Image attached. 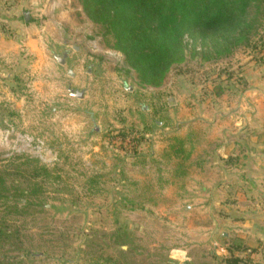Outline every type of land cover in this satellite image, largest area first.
I'll return each instance as SVG.
<instances>
[{"label":"rangeland","instance_id":"obj_1","mask_svg":"<svg viewBox=\"0 0 264 264\" xmlns=\"http://www.w3.org/2000/svg\"><path fill=\"white\" fill-rule=\"evenodd\" d=\"M263 10L249 44L188 33L150 82L81 0H0V264H264L236 258L219 190L264 73Z\"/></svg>","mask_w":264,"mask_h":264},{"label":"trees","instance_id":"obj_2","mask_svg":"<svg viewBox=\"0 0 264 264\" xmlns=\"http://www.w3.org/2000/svg\"><path fill=\"white\" fill-rule=\"evenodd\" d=\"M143 80L159 81L186 34L227 30L250 42L264 0H81ZM264 13V10H263ZM249 17H252V22ZM255 20V21H253ZM236 44V43H235ZM231 264H241L238 259Z\"/></svg>","mask_w":264,"mask_h":264},{"label":"crops","instance_id":"obj_3","mask_svg":"<svg viewBox=\"0 0 264 264\" xmlns=\"http://www.w3.org/2000/svg\"><path fill=\"white\" fill-rule=\"evenodd\" d=\"M257 73V86L252 90L237 126L241 133L235 134L234 143L227 158L226 183L219 187L228 190L229 205L235 207L230 221L234 222L236 244L233 252L236 258H243L251 250H258L264 256V73ZM260 77H257V76ZM241 113V112H239ZM239 131V132H240ZM233 151V152H232ZM231 156V157H230ZM246 206V207H245ZM245 207V208H241ZM240 208V211L238 210ZM245 209V210H244ZM245 211V213L243 212ZM245 220V221H243ZM239 228V230H238ZM244 249H247L246 251ZM227 254V251L222 250ZM245 251V252H244ZM257 252V251H256Z\"/></svg>","mask_w":264,"mask_h":264},{"label":"water","instance_id":"obj_4","mask_svg":"<svg viewBox=\"0 0 264 264\" xmlns=\"http://www.w3.org/2000/svg\"><path fill=\"white\" fill-rule=\"evenodd\" d=\"M25 18H26V20H29V14H26V15H25ZM68 57H69V53L67 52V53H65V54L63 55V58H57V59H58V61H59L61 64H65V63H66V60H67ZM70 74L73 75V72L70 71ZM71 93H72V95H74L75 97H81V98H82V97L84 96V93H79V92L75 93L73 90L71 91Z\"/></svg>","mask_w":264,"mask_h":264}]
</instances>
